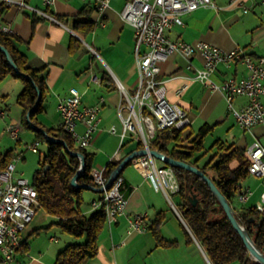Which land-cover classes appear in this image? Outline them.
I'll list each match as a JSON object with an SVG mask.
<instances>
[{
    "label": "crops",
    "instance_id": "crops-1",
    "mask_svg": "<svg viewBox=\"0 0 264 264\" xmlns=\"http://www.w3.org/2000/svg\"><path fill=\"white\" fill-rule=\"evenodd\" d=\"M126 1L109 0L108 7L101 14L103 26L94 23L97 17L94 0H56L49 8H45L42 0H25L27 6L22 8L8 5L0 19V23L8 25L10 33L16 38L14 45L25 56V63L40 69L39 75L47 88L41 110L36 116L41 124L50 128L59 126L58 100L69 95L71 87H76L80 93L82 105H93L100 102V98L103 99L100 102L98 128L85 148L92 153L91 167L100 169L102 173L111 158L118 159L114 155L116 152L122 159L135 150L137 143L127 133L123 143L119 144L118 135L109 132L110 126H115L118 132L122 128L117 112L121 98L118 82L130 93L138 82L133 50L134 32L120 17ZM229 1L212 0L214 8L201 6L184 13L182 23L167 29L166 35L179 41L203 40L224 50L240 48L253 57L262 54L264 0H242L248 8L245 13L241 5ZM32 8L50 12L59 22L38 16ZM88 24L91 27L87 29ZM167 57L160 64L157 77L165 80L168 100L183 107L191 119V124L182 130L183 145H187L189 138L197 134L203 125L210 126L209 133L217 125L226 124L229 128L233 124L238 127L240 131L236 135L231 130L227 131L225 138L230 143L223 146L239 148L243 152L255 138L262 139V126L242 129L236 124L221 90L211 89L189 78L194 68L202 67L201 55L186 59L173 53ZM247 73L243 62L233 61L229 65L218 64L211 77L220 83L228 77L238 79ZM92 75L96 76V80L91 79ZM184 85L186 87L179 92ZM22 87L21 81L14 77L7 76L0 81V153L12 151L14 155L21 154L15 171L17 164L25 161V149L35 140L32 131L24 129L21 123L22 110L17 96ZM261 102H264L262 96ZM246 103L247 97L244 95H236L232 99V105L236 108ZM127 112L126 108L122 109L123 115ZM9 124L18 126L17 137L6 131ZM195 124L196 130L193 127ZM77 129L82 131L83 126L78 124ZM216 141L223 143L220 139ZM156 163L162 165L159 160ZM237 165L236 159L230 162L231 168ZM208 173L214 176L211 170ZM146 176L147 168L137 158L124 166L121 177L129 189L125 196V207L114 221L106 220L98 235L96 256L89 258L85 264H211L205 249L194 238L177 210L178 196L176 201L172 198L174 209L160 191L154 190ZM243 188L250 192L247 200L241 202L237 196L234 200L243 206L261 208L264 182L248 174L239 183V189ZM94 193L96 195L91 201L98 197L97 192ZM250 200L252 202L248 204ZM90 202L83 207L84 212L91 210ZM43 213L45 215L34 218L21 233V246L15 259L23 264H54L57 253L72 241L69 234H55L58 228L53 224L54 220L43 223L47 215ZM138 214L144 216L146 228L141 232H129V219ZM154 226L157 235L153 231ZM158 237L173 243H159ZM229 264L241 263L234 261Z\"/></svg>",
    "mask_w": 264,
    "mask_h": 264
},
{
    "label": "built area",
    "instance_id": "built-area-1",
    "mask_svg": "<svg viewBox=\"0 0 264 264\" xmlns=\"http://www.w3.org/2000/svg\"><path fill=\"white\" fill-rule=\"evenodd\" d=\"M7 5H15L18 8L27 6L25 0H1ZM45 8L52 6L56 0H42ZM229 3H237L243 7L244 13L248 8L242 0H230ZM109 5V0H94V8L97 13L94 23L104 25L101 14ZM201 6L215 7L212 0H127L120 12V17L130 25L134 32L133 50L135 64L138 70V82L132 93L128 92L118 82L120 102L118 114L122 128L118 132L115 126L109 127V132L117 134L119 144H122L127 133L135 141L142 142V148H150V140L154 137L156 129L173 127L183 130L191 124L187 111L179 104L171 102L166 97L165 80L158 79L160 64L170 54L177 53L186 59L193 55H201L202 67L194 68L191 80H198L211 89L221 90L228 109L236 120V124L242 129H250L255 125L264 129V52L256 57L246 54L242 49L235 48L224 50L203 40L191 42L170 39L166 30L182 23V15ZM40 17H47L59 22L54 15L46 10L32 8ZM61 23V22H60ZM0 31L9 33L8 25L0 23ZM95 53V50L92 49ZM233 61H241L245 64L248 73L241 78L228 77L217 83L212 79L218 64L229 65ZM96 80V76H91ZM186 87H181L179 92ZM236 95L247 97V103L236 108L232 105V99ZM102 102V98H100ZM100 102L93 105H82L81 96L76 87L69 88V95L58 100L57 110L60 116V124L73 139L75 145L86 148L92 139L93 133L98 128L100 120ZM127 109V114H122V109ZM81 124L83 130L79 131L77 125ZM6 131L13 137L18 136V126L9 124ZM39 142L30 143L27 148L33 152L38 151ZM119 158V154H114ZM245 155L248 162V174L256 176L264 182V133L262 139L255 138L246 148ZM21 158V154L13 155L7 166L0 170V264H23L15 259L18 248L21 246V233L33 220L36 214L37 192L30 180L17 174L15 164ZM139 163L147 168V176L155 191H160L165 198L172 202V196L178 190V182L170 166L157 165L156 159L149 152L136 157ZM90 175L94 186H102L105 177L100 169L91 167ZM122 177L117 176L112 184L103 191L101 199H93L90 207L97 208L103 204L108 221H114L122 212L126 204V198L120 190ZM248 189H240L237 198L245 202L249 196ZM264 212V190L261 192ZM146 228L143 215H135L129 219L130 231H144Z\"/></svg>",
    "mask_w": 264,
    "mask_h": 264
},
{
    "label": "trees",
    "instance_id": "trees-1",
    "mask_svg": "<svg viewBox=\"0 0 264 264\" xmlns=\"http://www.w3.org/2000/svg\"><path fill=\"white\" fill-rule=\"evenodd\" d=\"M7 8L8 5L0 0V19ZM87 26L88 29L91 24ZM75 27L77 28V26ZM15 40L16 38L10 32L0 31V44L7 48L20 72L30 75L41 91L40 101L29 115L31 120L37 126L44 128L48 134L64 139L71 150L84 154L85 170L78 178V182L93 184L90 175L92 153L75 145L72 137L62 127H45L36 119L47 88L42 76L39 75L40 69L32 68L25 63V56L14 45ZM7 76L14 77L23 84V90L17 96V103L22 110V126L24 129L32 131L34 139L45 145L46 148L42 158L38 160V167L34 170L31 181H29L37 192L36 208L42 209L47 215L55 218L53 224L57 226L60 233L69 234L75 239H72L57 253L54 264H85L89 258L96 256L98 235L107 220L105 207L100 204L97 208H91L89 212L83 211V192L86 189L74 188L70 183L71 177L79 166V159L67 154L61 143L47 141L38 129H32L27 124L24 115L36 99V91L29 79L17 74L9 66L0 50V81ZM209 129L208 125L200 127L197 134L189 138L187 145L182 144V130L173 127L156 129L149 146L200 168L212 178L217 188L231 204V200L237 196V192L240 190L239 183L248 175L249 159L245 155V150L243 152L239 148L223 146L222 142L216 141L214 142L216 152L208 160L200 163L202 154L196 155V153L203 150V138ZM139 148H142L141 141H137L135 146V149ZM13 155L12 151L0 153V170L7 166ZM234 159L238 160V165L231 168L230 162ZM119 161L120 159L113 158L109 160L103 171L105 179ZM162 166L170 165L162 162ZM170 167L179 186V190L175 194L179 198L176 203L177 210L194 238L205 249L211 264H229L234 261L241 264H258L249 258L240 236L233 229L225 216L226 213L199 175L183 168L172 165ZM208 170H211L214 176H210ZM118 176H121V173ZM120 190L124 196L129 191L123 178ZM193 194L198 201L195 205L190 202ZM97 195V199H101L103 192H97ZM234 210L238 220L245 225L254 243L264 251V212L255 206L243 205L234 208ZM155 227L153 231L157 235L158 231ZM80 239L82 240L79 241ZM158 242L173 243L172 241H162L160 237H158Z\"/></svg>",
    "mask_w": 264,
    "mask_h": 264
},
{
    "label": "water",
    "instance_id": "water-1",
    "mask_svg": "<svg viewBox=\"0 0 264 264\" xmlns=\"http://www.w3.org/2000/svg\"><path fill=\"white\" fill-rule=\"evenodd\" d=\"M0 50L4 54L6 61L9 64V66L17 74H21V76L23 75L24 77L29 79L31 81L35 91H36V94H37L36 99H35L34 103L32 104V106L27 110L26 114L24 115L27 124L32 129H35V130L38 129V131H40L45 136V139L47 141L61 143L63 145L65 151L67 152V154H69L71 156H75L79 159V166L77 167L73 176L70 179V183L74 188H79V189L82 188V189H86V190H91L93 192H103L105 189H107L112 184L114 179L121 173V171L123 170V168L126 164H128L130 161L132 162L136 157H138L140 155H144V153L146 154L147 152H149L151 155H153L155 157L156 160H159V161L163 162L164 164H167L170 166L172 165L174 167L183 168L187 171H190V172L196 174L197 176L199 175V177L206 183V185L210 189L213 196L216 198V201L218 202L220 207L223 209L224 213H226L225 216L227 217V219L231 223L233 229L240 236V239L242 240V242H243V244L247 250L249 258L251 260L257 262L258 264H264V251H262L261 249H259L257 247V245L254 243L253 239L251 238L248 230L246 229L245 225L238 220L236 212H235L234 208L232 207V205L230 204V202L220 192V190L217 188V186L214 183V181L212 180V178H210L204 171H202L200 168H198L197 166H195L191 163H188L186 161L184 162V160L175 159V158H173V157H171V156H169V155H167V154H165V153H163L157 149H154V148H149L148 150H146L145 148H139V149H135V150L131 151L130 153H128L127 155H125L118 162V164L111 170V172L109 173L108 177L106 178V180L102 186H94L93 184H90L87 182H80V181L78 182V178L81 176V174L85 170L84 154L80 151L71 150L68 147V145L66 144V142L64 141V139L48 134L44 128L37 126L31 120V116H29V115H31V112L35 109L36 105H38L40 98H41V91H40V89H38V86L35 85V82L33 81L32 77L30 75L20 72L18 66L16 65L15 61L13 60V58H12L11 54L9 53V51L7 50V48L0 44ZM44 170H45V168H44ZM190 200H191L190 202L193 205H195L196 202H198L197 198L194 194L191 196Z\"/></svg>",
    "mask_w": 264,
    "mask_h": 264
},
{
    "label": "rangeland",
    "instance_id": "rangeland-1",
    "mask_svg": "<svg viewBox=\"0 0 264 264\" xmlns=\"http://www.w3.org/2000/svg\"><path fill=\"white\" fill-rule=\"evenodd\" d=\"M193 127L196 130L197 124L193 125ZM228 130L229 131L231 130L232 133H234L235 135H236V133L238 134V132L240 131V129L233 124L229 128L226 124L223 126L217 125L213 130L210 131V133L208 132L204 136L203 150L201 152L197 153V155L202 154L201 163L208 160L216 152V148H215L216 146L214 145V142L216 140H218V139L223 140V144L224 143L225 144L230 143L229 140H227V138H225V137H227L226 133ZM45 151H46V148H45V145H43V144H40L38 146L37 152H32L28 148L25 149V152H26L25 161H21L20 163L17 164L16 173L21 174L23 177H25L31 181L34 170L37 169V167H38V160H39V158H42ZM248 184H251V182H249ZM95 195H96V193H94L90 190H84V192H83L84 204L82 207L86 206V204H89V202L91 201V199ZM172 198L176 201L177 197H176V195H173ZM250 202H252V200H250L248 202V204H250ZM176 203H177V201H176ZM231 205L234 208H238V206L240 205V202L238 203L236 200L232 199ZM43 215H45L43 213V211L40 208H37L34 218H38V217L43 216ZM51 220H55V218L52 216L46 215V218H45L43 223H48V221H51ZM171 228L174 231H176V229H174V227H171ZM55 234H57V235L60 234L58 229H57ZM70 238H72V237L70 236ZM72 239L75 240L74 238H72ZM81 240L82 239H80L79 241H81Z\"/></svg>",
    "mask_w": 264,
    "mask_h": 264
}]
</instances>
